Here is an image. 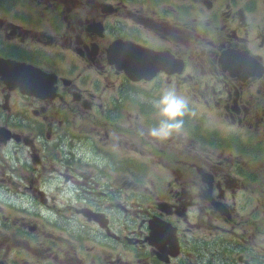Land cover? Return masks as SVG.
Returning a JSON list of instances; mask_svg holds the SVG:
<instances>
[{
	"label": "rangeland",
	"instance_id": "obj_1",
	"mask_svg": "<svg viewBox=\"0 0 264 264\" xmlns=\"http://www.w3.org/2000/svg\"><path fill=\"white\" fill-rule=\"evenodd\" d=\"M236 1L224 0L225 8H233ZM253 1L257 2V9L253 11L255 22L250 21L255 27L254 30L242 28L239 30L238 38L227 31L234 40L232 44H228L235 47H227L228 44H225V47L227 50L234 48L242 51L230 50L226 54L243 53L244 58H251L262 67L257 60L264 63V0ZM68 2L55 0L53 12H46L47 15L38 22L41 28L53 30L54 34L58 33V37H62L66 46H55V50L62 52L64 47L74 43L81 49L84 48L89 55L81 56L79 50H74L76 61L75 65L71 66L78 68L69 79L64 76V81L68 84H64L63 89L69 94L59 105L63 108L80 105L75 111L83 112L84 115L64 112L54 114V111L48 109V106L55 108L49 100H45L44 110L41 104L29 103L31 107L26 108V111H30L34 116L31 120L32 126L35 129L38 126H54V132L50 134V130L44 128L41 129L42 139L16 135L19 139L15 143H10L14 131L11 127L15 125L16 118L11 114L12 109L0 111V264H54V261L59 264H106L101 261L100 254L103 252L118 257L121 260L120 264H154L153 257L147 258L146 253L145 259L141 257L134 261L129 260L126 252L131 254L134 248L139 250L141 246L129 241L125 243V240L127 236H132L135 230L138 239L143 237L139 229L141 212L136 202L142 201L145 204L144 213L153 201L159 207L165 206L173 210L174 191L168 186L170 182L177 184L176 190L180 192L182 190V198L186 201L188 211L196 212L192 221L189 220L191 217L189 214L185 215L184 222L180 218L174 219V224L180 225L178 230L180 242L175 229L167 224L169 228L167 236L175 239V247L178 249L179 244L182 245L177 256V264H243L245 262L241 255L247 252L251 258L256 259L257 264L264 262V249L261 248V244L248 243L251 234L256 235L257 239L264 243V100L261 103L259 100L251 102L253 108L249 114L240 106H236L235 109H238L236 112L232 109L235 99L233 89L226 87L224 94L213 95L212 90L207 87L208 77L211 75L201 71L202 63L221 51L218 45H213L209 41H213L214 32L210 30L206 36L201 31L206 16H211L212 12H191L192 20L189 27L181 28L188 31L187 38L178 43L172 38H169V42L161 39L154 29L159 25L165 31L172 30L174 26L169 22L172 13L169 5L175 1L168 0L161 9L154 8L153 0H68ZM175 3L179 8H185L178 4L179 1ZM188 4L191 6V3ZM105 12H110L111 18L122 19L123 23L118 28L130 30L138 27L140 30L128 31L127 34L139 39L144 45L159 51L169 50L173 66L184 58L192 60L191 67L188 68L189 75L180 78H184L195 91L199 92L202 99L192 96L185 88H180L178 77L173 81L169 74L153 85L145 84L141 87L127 80L122 73L109 71L110 65L103 67V64H108V50L114 48L117 50L119 44L127 42L119 40L112 42L111 38L102 34L85 46L80 41L81 38L79 39V32L84 33L86 27L91 32L96 30L100 33V25L104 26ZM15 13L0 12V16L15 18ZM133 13L141 14L143 18L139 21L134 20L131 18ZM182 17H179V21L185 22L186 19ZM143 27L146 31L141 29ZM157 29L160 31L158 27ZM223 36L229 39L226 33H223ZM170 41L176 46H172ZM95 46L98 47L97 51H94ZM145 50L147 49H143L145 54L154 57V51ZM2 55H8L10 58L1 57ZM11 57L6 48H0V58L10 60ZM27 58L36 61L40 54L30 51ZM211 66L213 68V58ZM52 67L66 74L71 73L59 60L55 61ZM180 67L174 68L179 70ZM199 71L206 72V75ZM85 73H91V76L82 79ZM261 77L256 79L261 81ZM250 79L252 78L248 80ZM170 84L175 85L176 92L188 100V111L183 117L181 132L183 135L180 140L164 143L149 136L147 130L141 135L143 120L126 104L136 105L125 103V100L116 101L120 106L123 105L121 113L125 115V122L120 124L119 128L105 131L99 124H95L111 109H101L98 112L92 109V105L100 106L103 99L108 98L111 93L117 91L129 100H135L139 96L143 106L152 107ZM180 86L183 87V84ZM8 94L9 89L0 79V95L8 97ZM21 94L24 95L22 92ZM253 94H257L256 91H253ZM249 95L245 93V101L249 100ZM141 96H145L146 99H142ZM4 101L5 98L0 106H3ZM22 101L28 103L26 100ZM227 101L228 109L225 107ZM195 122L199 123V126L194 128L196 132L211 135L212 138L218 139L220 144L225 139H234L232 147L216 148L217 145L209 144L212 149L207 153L189 152L185 143L193 142L198 147L200 144L206 146L205 143L192 141L197 140V135L192 133L194 138L188 137L190 131L187 127H191ZM90 131H94L95 135H86V132ZM107 133L111 146L138 154L142 158L140 161H143L145 170L140 171L141 182L154 183L162 192L144 193V197L141 198V193L133 192L136 189L128 188L124 189L121 196L115 192L117 190H113L111 197L118 196L112 197V200L104 195L105 192L98 180L99 171L107 170L109 162L114 161L115 166L122 164V167L110 176V184H113V180L117 184H123L126 178L137 176L139 172L135 162L132 163L135 160L134 156L129 158L130 162L124 161L122 157L110 156L108 152L110 150L96 137L109 141ZM1 136L7 138L3 140ZM120 141L127 146L119 144ZM87 149H91L93 155L101 162H105V165L96 171L89 162L86 168H91L92 174L83 176L78 170H71L68 167L70 165L83 169L87 160L93 159ZM93 174L97 177L96 181L90 180ZM9 178L14 180L15 186L10 183ZM24 185L31 186V191L25 192ZM227 185L230 186L225 187ZM187 187L205 190L222 187L225 190L224 198H221V192H212V195L204 192L192 193L187 191ZM44 195L47 196V202L44 201ZM187 195L192 197L190 205L187 204ZM90 197H93L94 202H90ZM170 200L172 203H169ZM90 204L93 205V209H99V212L106 215L112 213L114 217L120 216L118 221H112L109 230L117 232L122 238L120 248L113 250L109 247L114 246V243L108 238L107 233L92 218L83 214L82 211L89 209ZM119 205L127 207H118ZM10 208H14L16 212H9ZM255 212H260V215L254 217ZM202 215H207L208 219L203 220ZM220 225L228 226V231L220 228ZM234 227L238 229V233L234 232ZM155 228L157 232L162 229L160 226ZM32 231L35 240L30 239ZM204 233H208L209 237L206 238ZM216 234H222L223 238L214 236L209 239ZM135 241L136 239L132 238V242ZM159 243L164 245L166 241ZM149 245L146 247L149 248ZM12 248L21 250L13 259L10 258ZM105 248L106 251L102 250ZM85 257H88L89 261ZM169 257L175 256L168 254V260Z\"/></svg>",
	"mask_w": 264,
	"mask_h": 264
},
{
	"label": "flooded vegetation",
	"instance_id": "obj_2",
	"mask_svg": "<svg viewBox=\"0 0 264 264\" xmlns=\"http://www.w3.org/2000/svg\"><path fill=\"white\" fill-rule=\"evenodd\" d=\"M8 1V5L6 4H1L0 3V12H16L15 13V18H8L7 16H0V48H6V51L11 53V59L12 61H18V62H24L28 64L35 65L41 69H44L45 71L49 73H54L58 75L60 80L58 81V88L55 97L53 98H41V97H46L50 96V90L52 88V80L49 76L37 72V73H24L21 72L23 66H14L10 64H5L4 62H1L0 60V79L1 82L5 85L7 89H9V94L8 97L1 96L0 95V104H2L3 99L5 98L3 106H0V111H7L8 109H12V115L16 118L15 125L11 127L13 131V136L10 138V143H15L19 138L16 135H24V138H27L29 136H32L31 139L38 137V139H42L41 135V129L46 128L47 130H50V134L54 132L55 127L54 126H38L37 129H35L32 126L31 120L34 118L32 113L30 111H26V108L31 107L29 103H37L41 104V107H46L45 105V100H49L51 105H54V109L52 106H48V109L54 111V114H60L63 113H78L75 111L76 107H79L80 105L74 106V107H68V108H63L59 107V105L66 100V97L68 96L69 92L65 91L63 89V85H67L68 82L64 81V76H66V79L70 78V75H72L76 69L78 68L77 66H71L75 65V54L74 50H79L81 53L80 55L88 57V53L84 48L78 47L76 44L72 43L68 47H64L63 51L60 52L59 50H55L54 47H59V46H66L65 42L63 43L62 37H58V33L54 34L53 30H45L39 26L40 18L43 20V18L47 15L46 12H53L54 7H55V0H4ZM168 0H153V6L154 8H163L165 3ZM173 2L179 1L178 4H180L182 7L185 8H179V6L174 2L173 4L169 5V9H171L172 12H188L189 13L193 12H212L210 17H206L205 24L202 26L203 30L201 31L206 34L212 30L214 32V36L217 37V42L211 41L213 45H218L219 50H225L227 47H231L233 45L232 42H234L233 39L230 38L229 33H232L235 38H238V33L239 30L244 28L245 30L253 31L254 26L250 23V21L255 22V15L253 11L257 9V2L253 0H248L247 2H243L242 0H237L236 3L234 4L233 8L231 9H226V5L224 3V0H172ZM183 1V2H182ZM67 3L68 0H66ZM187 2V3H186ZM191 3V6L188 4ZM63 8L64 6L61 5ZM85 12L86 9H84ZM227 12H224V11ZM21 12V13H20ZM23 12H34V13H28V14H23ZM159 12H164L163 10H159ZM215 12V14H214ZM231 12V13H229ZM33 14H36L34 16ZM207 14V13H206ZM38 15V16H37ZM104 27H105V32L106 36L111 38V41L113 42L115 39H118V36H116L114 32V26L115 22L117 20H120V25L123 23L122 19L120 18H111L112 15L110 12H105L104 16ZM22 19L20 22L18 19ZM131 18L134 20H141L143 16L141 14H135L133 13ZM182 19H186V16H183ZM191 19L186 20L185 22H180L179 25L173 24L172 20L169 21L172 27L169 31L164 30V37L166 38H172L175 41H181L186 37L188 31L181 29L183 27L187 28L189 27L191 23ZM79 25L81 22L78 23ZM144 28V27H143ZM141 28V29H143ZM160 29V27H158ZM177 28V29H176ZM43 29V31H41ZM131 30H140L138 27H134ZM161 30V29H160ZM228 31V32H227ZM33 32H35V35H33ZM90 32V33H88ZM181 32V33H180ZM93 32H91L89 29L86 27L84 28V33L79 32V39L81 38V42L87 46L89 45V42H91L93 39L96 38V35H91ZM223 33L227 34V37L229 39H226V37L223 36ZM230 43V44H228ZM225 44H228L227 47H225ZM134 48V49H139L143 52V55H146L143 51V49L137 48L135 46H132L131 44L125 43V44H119L117 50H110L109 54L111 55V60L113 62H116L118 58L113 57V56H118L120 54L124 55V49L125 48ZM235 47V46H233ZM30 51L35 52L36 54H40V58H38L36 61L28 59V54ZM147 51V50H145ZM148 52V51H147ZM219 53V52H218ZM167 56V55H165ZM1 57L4 58H10L8 55H2ZM158 56H156L157 58ZM163 56H159L158 58L160 60H151L149 57L146 60H142L144 63L148 64H154L155 70L162 67L166 62V58H161ZM169 57V56H167ZM170 58V57H169ZM61 61L64 63V66L66 67L67 70H70L71 73L66 74L65 72H61L57 70L56 68H53L52 66L55 65V61ZM249 58H244L240 53L236 52H230L227 57H223L222 63L225 68V71L230 74V76L240 79V80H246L249 77H254V76H259L262 74V71L258 68L256 63H250ZM159 65V63H161ZM169 62V60H168ZM109 64L105 63L102 66L107 67ZM157 66V67H156ZM178 66V64H177ZM173 67V65L169 62V68ZM11 72L12 75L7 74L5 75L6 72ZM109 71L113 72H120L124 75L125 78L128 77L123 71L116 70L113 66H110ZM134 76L136 75H147L150 74L149 72H137L133 73ZM91 76V73H85L82 76V79H88ZM131 76V75H130ZM63 80V82H61ZM235 81V82H234ZM98 82L100 83L101 80L99 79ZM229 82V84H228ZM12 88H11V87ZM231 88L235 91L236 94V99L235 103L240 104V105H248L251 106V102L255 100H259L258 97H261L264 95V79L259 80H250L248 82H239L236 79H226L224 84L219 88L220 93H223L225 91V88ZM236 87V88H235ZM14 88H19L25 93L33 94L36 96H30V95H22L21 92ZM253 91H256L257 94H253ZM245 93H249L250 95L249 100L245 101ZM39 96V97H37ZM22 100H26L28 103L23 102ZM43 101V102H40ZM128 106V105H127ZM88 108V107H87ZM131 108V107H130ZM123 110V107H122ZM121 110V112H122ZM155 112H158V110H154ZM27 112V113H26ZM78 114L84 115L83 112H79ZM136 114L142 118L144 115V111L141 107H138L136 110ZM117 118H120L119 120L111 121V122H97L95 124H99L100 127H102L105 131H112L113 128H119L120 124H123L125 122V115L121 113V116H118ZM158 118V116H157ZM143 120V130L142 133L144 134V130H147L149 132V129L158 125L160 120L153 121L152 125H148V120ZM1 122V121H0ZM86 135H95L94 131L86 132ZM106 137L109 138V141H105L106 147L116 150V152H119L122 156H130L131 153H128L127 151H121L117 148H114L110 144V136L107 133ZM2 139H6L2 137ZM57 139V138H55ZM154 139V138H153ZM28 140V139H25ZM176 140V134H173L172 137H170L167 140H164L162 142L168 143L169 141ZM161 141V140H160ZM121 145L127 146L126 143H123L122 141L119 142ZM115 156L117 155L116 153L114 154ZM127 160V158H126ZM71 170H78L81 175H90L92 172V169L90 168H85V169H79V168H70ZM106 174L105 170L101 171V177L99 179H103L108 176H103ZM10 183L13 184L14 186L16 183L12 178H9ZM94 181V180H91ZM25 192H30L32 187L31 186H26ZM230 186V185H229ZM228 185L226 187H229ZM127 188H133V189H140L141 187L139 185L133 186L131 184H125L121 188H118L117 191L118 195L121 196V193L124 192V189ZM222 189V187H221ZM111 190H113V187H111V184L108 185L103 189L105 194L107 195V198L112 197H117L118 195H113L111 197ZM204 189L202 188H197L196 190L194 189H188V191L193 192V191H202ZM110 191V193H108ZM114 193V191H112ZM104 194V195H105ZM183 195H181V192L176 190L175 193L173 194V198L175 200V205L179 204L182 201ZM49 199H52V197H49ZM187 199V204L190 205V201L192 200V197L189 195L186 196ZM44 201L47 202V196L44 195ZM90 202H94L93 197H90ZM110 203V201L108 202ZM138 206L140 207V211H143V207L145 206L144 203L140 202L138 203ZM118 207H123L126 208L127 206L125 205H119ZM158 208H154L153 212ZM90 211H95L94 214H91L93 217L97 216L98 214H101L99 212V209H93V205L90 204L89 209L84 210L83 213L85 215H89ZM10 212H16L15 210H11ZM105 215V214H104ZM154 216L153 213L149 214L148 218L146 220L151 219ZM108 219L106 216L104 217H99L103 220V222L108 221V226L111 228V223L112 221H118L120 219V216L114 217V215L111 213L107 215ZM96 218V217H95ZM155 226H160L162 229L161 231L157 232ZM142 227L146 228V235L148 232V229L145 225V222L143 223ZM140 231L143 234V237L141 239H138L136 230L134 231L133 239H136L135 243L140 242L142 244L141 248L137 251L136 254L133 255V257L130 259L131 261H134L136 259H140L142 255L145 253V248L143 247V242H141L144 238V232L142 229L139 227ZM153 229L155 231V238H154V243L157 246V248L154 247H146V253H147V258L148 257H153L154 259V264H161V262H166L167 264H171L169 260L165 259L166 261H162L160 258V253L161 252H170L174 250L175 247V242L174 239L171 238V236H167V228L164 224L161 223H153ZM31 233V232H30ZM118 234L117 232H114ZM114 233H108V237L110 238H115L118 242L117 244L112 246L111 248L113 250H116L120 248L122 245L123 241L120 237H118ZM112 235V236H111ZM146 238V237H145ZM149 238V237H147ZM140 240V241H139ZM165 240L167 243L165 245H162L161 241ZM250 244H261V248L264 249V243L261 240L257 239L256 235H250L249 236ZM167 245H169V248H167ZM159 249V250H158ZM243 257V261L245 263L243 264H257L255 262V258H251L250 255H241ZM113 258L116 259L115 262H113ZM145 259L144 257H142ZM104 259L108 264H120L121 260L108 253H104ZM129 259V258H128ZM196 259V258H194ZM126 264V263H124ZM177 264V262L173 263ZM259 264H264V262H260Z\"/></svg>",
	"mask_w": 264,
	"mask_h": 264
},
{
	"label": "clouds",
	"instance_id": "obj_3",
	"mask_svg": "<svg viewBox=\"0 0 264 264\" xmlns=\"http://www.w3.org/2000/svg\"><path fill=\"white\" fill-rule=\"evenodd\" d=\"M154 107L158 110L161 120L158 125L149 129V136L164 141L172 137L173 134L182 132L183 117L188 111L187 98L179 95L175 88L169 87L162 91L160 98L155 101Z\"/></svg>",
	"mask_w": 264,
	"mask_h": 264
},
{
	"label": "bare ground",
	"instance_id": "obj_4",
	"mask_svg": "<svg viewBox=\"0 0 264 264\" xmlns=\"http://www.w3.org/2000/svg\"><path fill=\"white\" fill-rule=\"evenodd\" d=\"M124 52H125L124 55L120 54L118 56H113V57L118 58V60L115 63L121 66L122 68H124L126 71H128L131 74V76H134L133 73H137V72H148L149 68H150L149 72H152L154 70L155 68L154 64L144 63L142 62V60H146L148 59V57L151 60H154L156 58V55H153L154 57L148 56L147 54L143 55V52L141 50L134 49L131 47L125 48ZM228 54H226L224 57H227ZM250 63H255V62L251 60ZM21 72L37 73L38 71L28 67H23ZM7 74L12 75L11 72L8 71L5 73V75Z\"/></svg>",
	"mask_w": 264,
	"mask_h": 264
},
{
	"label": "water",
	"instance_id": "obj_5",
	"mask_svg": "<svg viewBox=\"0 0 264 264\" xmlns=\"http://www.w3.org/2000/svg\"><path fill=\"white\" fill-rule=\"evenodd\" d=\"M164 58H166L167 59V62L162 66V67H160V68H158L153 74H155L157 71H159V70H166V69H169V62H168V57L167 56H164L163 57V59ZM160 64H162V62L161 63H159V65ZM157 67V66H156ZM179 72V71H178Z\"/></svg>",
	"mask_w": 264,
	"mask_h": 264
}]
</instances>
